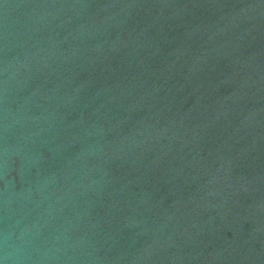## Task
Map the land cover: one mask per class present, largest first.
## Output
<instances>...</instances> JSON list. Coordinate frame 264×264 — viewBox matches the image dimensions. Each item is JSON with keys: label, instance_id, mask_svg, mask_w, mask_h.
Here are the masks:
<instances>
[{"label": "water", "instance_id": "95a60500", "mask_svg": "<svg viewBox=\"0 0 264 264\" xmlns=\"http://www.w3.org/2000/svg\"><path fill=\"white\" fill-rule=\"evenodd\" d=\"M0 264H264V0H0Z\"/></svg>", "mask_w": 264, "mask_h": 264}]
</instances>
